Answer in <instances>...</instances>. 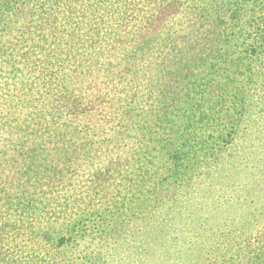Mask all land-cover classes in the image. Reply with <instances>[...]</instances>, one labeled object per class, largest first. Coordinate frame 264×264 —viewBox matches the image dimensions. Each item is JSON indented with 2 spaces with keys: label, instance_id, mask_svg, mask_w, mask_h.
I'll return each instance as SVG.
<instances>
[{
  "label": "trees",
  "instance_id": "16d2710c",
  "mask_svg": "<svg viewBox=\"0 0 264 264\" xmlns=\"http://www.w3.org/2000/svg\"><path fill=\"white\" fill-rule=\"evenodd\" d=\"M187 3L0 0V233L37 246L32 230L41 224L25 225L7 211L19 201L11 198L43 191L45 214L50 198L69 201L55 206L61 219L45 224L47 234L66 236L85 218L97 222L106 213L100 181L147 159L173 164L184 145L179 131H198L193 112L213 109L214 97L229 96L233 109L237 99L235 141L245 110L238 99L251 84L239 85L248 77L240 69L225 79L238 59L219 54L223 46L249 47L257 72L264 70V0ZM225 105L217 114L229 117ZM203 125L213 126V113ZM77 186L84 188L78 196ZM5 259L0 249V264ZM93 259L86 250L81 264Z\"/></svg>",
  "mask_w": 264,
  "mask_h": 264
},
{
  "label": "rangeland",
  "instance_id": "374dc122",
  "mask_svg": "<svg viewBox=\"0 0 264 264\" xmlns=\"http://www.w3.org/2000/svg\"><path fill=\"white\" fill-rule=\"evenodd\" d=\"M219 55L224 60L238 59L225 79L240 69L248 77L241 78L239 85L251 84L238 99L245 110L232 144L237 99L233 109L229 96L214 97L213 109L193 112L202 121L198 131H179L184 145L173 164L167 161L160 167L147 159L142 165L124 166L107 182L100 181L106 188L96 202L105 215L97 222L85 218L66 236L47 234L49 225L45 227L61 219L55 206L63 208L69 202L63 195L50 198L52 211L47 214L44 191L26 200L11 198L19 201L12 203L7 214L25 225L42 227L32 230L37 246L20 244L13 233H0L5 264H81L86 250L95 254L97 264H264V70L257 72L258 58L254 61L249 47L228 51L223 46ZM250 59L251 66L242 69ZM221 101L227 110L231 108L229 117L217 114ZM209 113H213V126L205 127ZM145 172L153 174L145 176ZM81 190L77 186L74 194ZM70 249L75 253L69 254Z\"/></svg>",
  "mask_w": 264,
  "mask_h": 264
}]
</instances>
